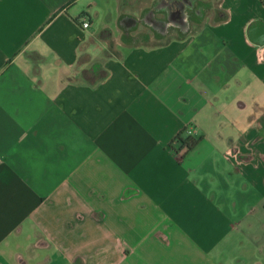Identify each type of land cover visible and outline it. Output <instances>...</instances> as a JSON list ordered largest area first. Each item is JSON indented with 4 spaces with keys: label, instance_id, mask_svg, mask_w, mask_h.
<instances>
[{
    "label": "crops",
    "instance_id": "0c3cea01",
    "mask_svg": "<svg viewBox=\"0 0 264 264\" xmlns=\"http://www.w3.org/2000/svg\"><path fill=\"white\" fill-rule=\"evenodd\" d=\"M176 2L0 0V264H264V0Z\"/></svg>",
    "mask_w": 264,
    "mask_h": 264
},
{
    "label": "flooded vegetation",
    "instance_id": "af4514ba",
    "mask_svg": "<svg viewBox=\"0 0 264 264\" xmlns=\"http://www.w3.org/2000/svg\"><path fill=\"white\" fill-rule=\"evenodd\" d=\"M175 5L176 8H172L165 18L156 21V27L159 32L164 34L171 32L173 24L175 23L181 26L187 24L189 18L199 13L201 8L198 5H194L193 0H177Z\"/></svg>",
    "mask_w": 264,
    "mask_h": 264
},
{
    "label": "trees",
    "instance_id": "16d2710c",
    "mask_svg": "<svg viewBox=\"0 0 264 264\" xmlns=\"http://www.w3.org/2000/svg\"><path fill=\"white\" fill-rule=\"evenodd\" d=\"M176 140L181 142L182 147L185 148L187 153L201 140V137L196 138L192 135L182 137L181 134H179Z\"/></svg>",
    "mask_w": 264,
    "mask_h": 264
},
{
    "label": "rangeland",
    "instance_id": "374dc122",
    "mask_svg": "<svg viewBox=\"0 0 264 264\" xmlns=\"http://www.w3.org/2000/svg\"><path fill=\"white\" fill-rule=\"evenodd\" d=\"M198 15H199V13H197L195 16H198ZM189 21H191V17L189 18ZM189 24H191V22H189ZM142 30H143V32H144V34L146 36L147 41H150V42L156 41L157 37L155 36L156 33L154 31H152V30H150L148 28H145V27H143ZM172 30H174L173 27H172ZM194 137H196V136H194Z\"/></svg>",
    "mask_w": 264,
    "mask_h": 264
},
{
    "label": "built area",
    "instance_id": "2783aa9c",
    "mask_svg": "<svg viewBox=\"0 0 264 264\" xmlns=\"http://www.w3.org/2000/svg\"><path fill=\"white\" fill-rule=\"evenodd\" d=\"M89 25V22L88 21H84L82 22V26L85 28ZM263 48H259L258 49V53L260 54L262 52Z\"/></svg>",
    "mask_w": 264,
    "mask_h": 264
}]
</instances>
